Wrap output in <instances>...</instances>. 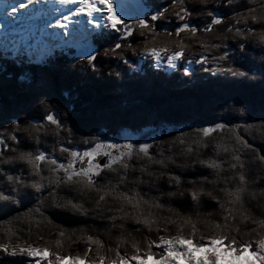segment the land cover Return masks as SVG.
<instances>
[{
    "label": "trees",
    "instance_id": "16d2710c",
    "mask_svg": "<svg viewBox=\"0 0 264 264\" xmlns=\"http://www.w3.org/2000/svg\"><path fill=\"white\" fill-rule=\"evenodd\" d=\"M198 2L199 0H187V6L191 7ZM240 2L241 0H236L232 7L242 11L238 7ZM163 4L170 5V0H141V15L121 20L131 22L146 18ZM179 6L180 0H176L175 9L169 6L163 20L155 22L154 41L152 34L143 30L144 34L141 35L142 30L137 27L127 38L118 39L119 33L116 32L107 40L98 39L93 42L92 48L98 50L95 72L87 69V61L83 56L70 49L65 50L66 55L59 56L52 66L46 68L16 67L8 61L0 62V121H6L0 123V137L8 144L7 149L1 148L5 156L20 152L36 153L37 150L51 153L54 146L58 149V142L68 140H71L66 145L69 148L79 146L83 149L85 145L80 143L82 134L97 131L113 137L121 131L135 133L138 129H164L150 149L154 157L152 160L143 157L131 159L128 183L131 185L136 180L142 181L136 190L144 194L145 198L152 197L156 198L157 203L162 202L158 212L153 210L158 217H167L168 208L177 213L178 215L170 217L174 223L166 225L167 232H161L155 225L149 231L130 220H121L120 213H115V221L108 219L107 214L105 218H101L94 213L83 215L71 209L52 206H40V213H29L28 209L37 207L36 197L29 189V194L21 197L20 206L9 200H0V243L20 246L32 243L48 248L50 253L83 256L88 247L84 237L93 235L101 240V253L104 255L114 256L119 245V252L127 260L137 255L142 258L148 250L158 257L161 252L156 251L154 245L150 248L147 241H158V236L162 234L176 235L177 226L182 224V219L189 218L197 226V240L200 236L207 240L209 226L214 223L224 226L226 235L237 242L249 243L250 248L245 253L257 251L255 240L264 237V162L256 159V153L264 150V127H258L264 125V76L261 74L264 73V67L261 66L264 65V52L261 51L262 46L252 39L247 41L245 58L237 56L236 64L232 65L246 72L247 76L218 74L212 78L210 71H202L200 65L192 64L191 67L196 69L195 73L185 77L180 71L167 73L164 68L150 66L153 62L145 53L146 46L175 49L177 43L184 44L187 46L183 53L186 61L198 58L200 54L211 57L219 52L215 50L202 53L189 32L177 35L173 31L172 36H167L163 29L173 30L177 21L172 12L178 10ZM221 10L225 16L222 23L214 26L210 33L198 32L197 40L208 44L220 43L222 48L228 47L230 52L236 46L239 52L236 44L238 38L225 31L233 23L232 13L224 10L223 5ZM192 19L198 23L203 17L193 13ZM148 41L152 43L147 44ZM116 42L121 43V47L106 55L105 50ZM124 60H127V64ZM228 64H231V60ZM206 67L211 69L214 65L210 63ZM41 92L49 94L62 105L57 107L56 114L61 118L64 129H56L43 119L46 111L44 101L35 99ZM15 116H19L24 122L19 129L20 133H13ZM215 123H223L229 127L240 125L235 128L236 135L251 146L239 153L247 183L232 214L227 218L224 209L211 199L223 196L226 190L237 188L241 174L233 171L232 166L226 165L218 183L202 184V177L208 175L210 169L201 166L200 158L195 154H185L178 149L186 147L192 139L197 138L194 134L196 128ZM246 124L254 127L245 131ZM29 125L34 127L31 129ZM25 127L27 132L22 130ZM66 129H70L71 133ZM181 131L190 134L185 138L186 145L170 143ZM10 134L18 135L19 141L14 144L7 140ZM230 138L232 143H228ZM199 139L205 145L202 148L204 155L201 157L204 159H215L218 156L223 158V147L232 148L234 145V137L228 128L213 131L208 137L201 134ZM215 145H220V152H213ZM13 148L16 153L12 152ZM55 155L58 159H63L59 151ZM0 167L16 174L23 165L5 164ZM141 168H146L147 172H141ZM170 175L178 176L181 185L170 183ZM193 181L202 192L198 206L186 194L181 195L193 187ZM173 192L176 195L170 199L169 193ZM85 206L88 207L87 204ZM20 213L24 215L20 216ZM60 229L65 230L64 237H58ZM73 230H76L75 234H71ZM183 232H191V225L185 226ZM57 238L61 239L59 246L55 243ZM133 242L138 245V253L132 246ZM220 246L226 247L225 244ZM109 249L112 251L109 252ZM94 253L95 245L88 251V257L92 258ZM19 259L18 256L7 258L5 252L0 250V264H14Z\"/></svg>",
    "mask_w": 264,
    "mask_h": 264
},
{
    "label": "snow or ice",
    "instance_id": "6c2138e0",
    "mask_svg": "<svg viewBox=\"0 0 264 264\" xmlns=\"http://www.w3.org/2000/svg\"><path fill=\"white\" fill-rule=\"evenodd\" d=\"M236 0H199L193 6H187V0H180L178 10L172 12L177 23L172 31L163 29L167 36H172L173 31L179 35L182 32L192 34L193 41L199 44L201 52L211 53L219 50L216 55L200 54L198 58L186 61L183 57L184 44L177 43L175 49L167 46H146L145 53L153 62L152 67L160 68L166 65L168 69L182 72L183 76L188 77L195 73L196 69L192 64L200 65L202 71H210L212 78L218 74H227L230 76H247L246 72L234 68L236 57L245 58L247 50V41L250 39L254 43L261 45V51L264 52V0H241L239 9L232 7ZM115 0H8L0 8V31L5 33L3 49L0 50V62L8 61L16 67H39L46 68L52 66L54 61L61 55H66L65 50L75 48L78 55L83 56L87 61V69L92 72L96 70L97 49L92 48V43L100 40L109 39L113 33L118 32V39H124L133 34L139 27L147 30L153 35V41L156 39L155 22L163 20L169 6L175 9L176 0H170L169 4H163L157 7L146 18L137 19L131 22L121 20L114 12ZM198 5V6H197ZM231 11V20L225 31L231 33L237 39V46L232 47L231 52L228 47H221L220 43L208 44L203 40H197L196 34L210 33L214 26L219 25L225 19L221 10ZM193 13L203 17L198 23L193 21ZM236 25H240L237 27ZM122 29V31H121ZM73 37L69 40L68 37ZM217 39H220L217 37ZM148 41L147 44H151ZM121 47V43H114L108 52H115ZM88 49V54L81 55L82 50ZM120 59V57H117ZM231 60V64H228ZM127 64V60L123 61ZM214 65L211 69L206 66ZM228 65V66H224ZM264 67V65H261ZM264 76V73H261ZM35 99H43L46 109L43 119L48 124L55 126L56 129H64V124L56 114L60 105L59 101H54L53 97L47 93H39ZM51 105V107H49ZM13 133L19 132L24 123L19 116L13 117ZM6 121H0L3 123ZM240 125L229 127L223 123H215L212 126L198 127L194 130L197 137L192 139L186 147H178L185 154H195L200 158V165L210 169L208 175L202 177L201 183L216 184L221 180V174L226 165H230L233 171L241 174L240 185L231 191H225L223 196L213 197L211 200L219 204L226 214H232L240 194L243 191L247 179L244 177L243 162L239 155L243 149L251 147L245 139L236 135L235 128ZM29 125V128H33ZM254 125L246 124L245 131H248ZM258 127H264L260 125ZM228 128L234 137L232 148L223 147V158L215 159L201 158L204 153L202 148L205 146L199 139L202 134L208 137L210 133L216 130ZM71 133L70 129H66ZM148 131L152 135H148ZM156 129L136 130L135 134H125L124 142H117L118 137H108L100 132L82 134L80 143L85 145L83 149L79 146L69 148L66 146L71 140L58 142L59 147H53L51 153L37 150L36 153L20 152L19 154L5 156L0 152V165L20 163L23 165L16 174L6 171L0 167V200H9L17 206L21 204V197L28 195L31 189L37 200V207L28 209L29 213H40V206H52L62 209H71L83 215L96 214L101 218H107L115 221V213H120L121 220H130L137 225H141L151 231L155 225L158 231L167 232L166 225L174 221L170 218L174 213L171 208L167 209L168 216L158 217L153 210L158 212L162 207V202L157 203L156 198L147 197L138 192L137 185L142 181L136 180L133 184L128 183V171L131 167L133 157H143L152 160L153 153L150 149L156 144ZM190 134L180 132L170 143L179 146L186 145V137ZM20 137L16 134H10L7 140L14 144ZM228 143H232V138ZM0 148L7 149L8 144L3 137H0ZM59 151L63 159H58L55 153ZM220 145L213 147V152H220ZM255 151V150H254ZM16 153V149H12ZM103 158V163H101ZM256 159L264 162V156L256 153ZM141 172H147L146 168H141ZM226 178V174H225ZM170 183L181 185V179L176 175L168 177ZM193 187L186 190L181 195H187L195 205H199L202 199L201 190L195 186L196 182H191ZM231 188L232 186L229 185ZM75 194V195H73ZM176 193H169V197L174 198ZM226 198V199H225ZM88 205L86 207L85 205ZM227 205V207H225ZM147 210V211H145ZM23 216L24 213H20ZM42 215V213H41ZM155 217V218H153ZM191 225V232L184 233L185 226ZM123 227V225H121ZM209 238L205 240L204 236L196 238L197 226L189 218H183L182 224L178 225L176 235H159L158 241H147L149 247L155 246L160 249L161 254L154 256L151 250L145 251L143 257L134 256V260H139V264H233L240 261L241 254L249 250L250 244L244 241L237 242L235 239L226 235L224 226L219 224H210ZM73 230L71 234H75ZM65 230L60 229L58 237H64ZM80 239V237H77ZM87 242V250L83 256L59 255L55 252H49L46 247H39L32 243H26L24 246L19 244L8 245L0 243V250L7 255L20 257L14 264H127V258L119 252V245L114 256L101 253L103 245L100 239L93 235L84 237ZM57 246L61 244V239L57 238ZM221 244L226 247L221 248ZM95 245V253L92 258L88 257V251ZM133 248L139 252L138 245L133 242ZM255 247L264 251V237L255 240ZM109 252L112 250L109 249ZM264 264V254H258L256 251L251 253ZM50 257H54L50 258ZM244 261L251 264L248 257Z\"/></svg>",
    "mask_w": 264,
    "mask_h": 264
},
{
    "label": "rangeland",
    "instance_id": "374dc122",
    "mask_svg": "<svg viewBox=\"0 0 264 264\" xmlns=\"http://www.w3.org/2000/svg\"><path fill=\"white\" fill-rule=\"evenodd\" d=\"M140 1L141 0H139V4H137V2H135L137 5H138V7L139 8H137L138 10L136 11V13H134L135 15H137V16H140L141 15V10H140ZM128 11H123V12H119V13H117L116 15H118L119 17H120V19H122L123 18V15H128ZM126 17V16H125ZM88 49H86V50H82L81 52H80V54L81 55H86V54H88V51H87ZM166 67V66H165ZM149 130H151V129H149ZM163 132H164V129H162V130H157V132H156V136L158 137L160 134H163ZM125 134H132V135H134L135 133H131L130 131H121L119 134H117L116 136L118 137V139H117V142H124V136H125ZM148 135L149 136H151L152 135V132L151 131H148ZM111 138V137H110ZM102 162H104L103 161V158H101V163ZM160 251V249H158V248H156V251ZM161 252V251H160ZM258 254H264V251H262V250H260V249H257V251H256ZM5 256L7 257V258H9V257H11V255H7L6 253H5ZM245 256H247L248 257V260L249 261H251V264H262V262H261V260H259V259H257L255 256H252L251 254H247V253H244L242 256H241V259H240V261H236V262H233V264H247V262H245L244 261V257ZM1 263H2V261H0ZM127 264H139V260H134V259H128L127 260ZM146 264H151V261H147L146 262Z\"/></svg>",
    "mask_w": 264,
    "mask_h": 264
},
{
    "label": "bare ground",
    "instance_id": "6f19581e",
    "mask_svg": "<svg viewBox=\"0 0 264 264\" xmlns=\"http://www.w3.org/2000/svg\"><path fill=\"white\" fill-rule=\"evenodd\" d=\"M130 1L132 0H119L121 4H123V2L126 4V10H123V11H128L129 8L132 7V5L129 4ZM7 2L8 0H0V8H2ZM0 20H2V18H0ZM0 32L5 34L3 31H0Z\"/></svg>",
    "mask_w": 264,
    "mask_h": 264
},
{
    "label": "water",
    "instance_id": "95a60500",
    "mask_svg": "<svg viewBox=\"0 0 264 264\" xmlns=\"http://www.w3.org/2000/svg\"><path fill=\"white\" fill-rule=\"evenodd\" d=\"M0 152H1V148H0ZM259 155L264 156V150H261V151L259 152Z\"/></svg>",
    "mask_w": 264,
    "mask_h": 264
},
{
    "label": "clouds",
    "instance_id": "9594fccd",
    "mask_svg": "<svg viewBox=\"0 0 264 264\" xmlns=\"http://www.w3.org/2000/svg\"><path fill=\"white\" fill-rule=\"evenodd\" d=\"M117 75H118V73H117ZM23 131H25V132H27L28 131V129H27V127H25L24 129H22Z\"/></svg>",
    "mask_w": 264,
    "mask_h": 264
},
{
    "label": "flooded vegetation",
    "instance_id": "af4514ba",
    "mask_svg": "<svg viewBox=\"0 0 264 264\" xmlns=\"http://www.w3.org/2000/svg\"><path fill=\"white\" fill-rule=\"evenodd\" d=\"M103 163V162H102Z\"/></svg>",
    "mask_w": 264,
    "mask_h": 264
}]
</instances>
